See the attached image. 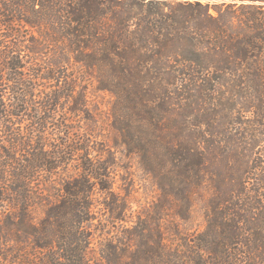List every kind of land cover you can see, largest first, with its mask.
Here are the masks:
<instances>
[{
  "label": "trees",
  "instance_id": "trees-1",
  "mask_svg": "<svg viewBox=\"0 0 264 264\" xmlns=\"http://www.w3.org/2000/svg\"><path fill=\"white\" fill-rule=\"evenodd\" d=\"M0 264H264V0H0Z\"/></svg>",
  "mask_w": 264,
  "mask_h": 264
},
{
  "label": "rangeland",
  "instance_id": "rangeland-1",
  "mask_svg": "<svg viewBox=\"0 0 264 264\" xmlns=\"http://www.w3.org/2000/svg\"><path fill=\"white\" fill-rule=\"evenodd\" d=\"M213 14H216L215 11H211ZM97 102L101 104L104 111L109 107V102L111 99L109 95L104 93H98L96 95ZM119 165L117 168V179H116V191L122 193L123 195L126 192L123 190L126 186H123V182L121 181L122 176L130 175L132 179L135 180L134 192L132 196H130V201L132 203V218L129 219L127 225L131 226L136 222V216L140 213H143L145 210L149 209L152 203L157 198V188L154 187L151 183L145 180L144 175L141 171V167L137 161H129L128 158L124 155V153H120L118 155ZM101 195L97 194L96 196V204L95 211L97 213V219L93 222L92 229L94 231V244L93 247L100 253L102 245H105L107 239L115 235L118 231L119 223H113L109 220L108 214L104 211L103 206L100 205ZM205 220L203 211L198 208L196 209L193 217V221L187 223L188 229L192 231H202L204 228Z\"/></svg>",
  "mask_w": 264,
  "mask_h": 264
}]
</instances>
